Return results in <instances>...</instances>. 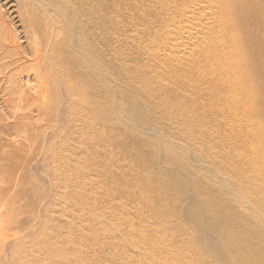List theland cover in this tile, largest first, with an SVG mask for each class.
Here are the masks:
<instances>
[{"label": "rangeland", "instance_id": "obj_1", "mask_svg": "<svg viewBox=\"0 0 264 264\" xmlns=\"http://www.w3.org/2000/svg\"><path fill=\"white\" fill-rule=\"evenodd\" d=\"M240 1L247 11L240 7L235 13L246 24L232 36L246 51L242 59L248 66L246 71L253 69L250 90L257 93L254 105L259 111L252 115L248 135L252 129L264 136V2ZM91 3L92 43L107 50L100 58L105 65L110 62L103 66L108 107L101 113L102 117L112 115L108 121L112 127L108 123L106 127L113 128L119 122L121 129L130 133L140 124L135 132L151 137L152 143L149 147L134 143L128 136L131 133L123 132L118 144L112 145L111 138L104 136V124L86 116L82 103L73 107L61 90L42 100L44 93L22 88L18 78L12 80L15 87L1 88L0 264H24L23 251L33 247L31 239H26L40 229L41 215L46 225L43 264L48 263L46 239L54 241L52 235L58 241L57 264H201L203 257L207 258L204 264H242L233 260L234 248L226 246L231 241L227 228L240 224L231 222L224 228L228 218L222 212L213 215L211 209L206 210L211 197L223 199L222 195L210 193V188L198 189L196 180L186 177L192 170L205 176L208 173L214 179L212 185L233 198L255 200V192L240 183L239 176L234 178L232 171H226V164L220 167L217 162L228 160L220 150L228 144L227 116L230 113L232 121V105L226 110L222 103L210 104L211 95L218 90L209 73L205 72V83L197 79V69L149 61L141 50L160 56V39L155 34L167 12L162 6L170 8L165 25L176 16L171 0ZM209 26L205 22L198 25V39L207 31L209 38ZM118 54L124 68L114 60ZM93 57L96 66L99 62ZM215 68L221 71L224 66L218 63ZM186 75L191 81L182 83ZM154 78V91H147V81ZM22 82L26 83L25 78ZM229 95L236 101L242 97L238 112L243 115L250 99L236 91ZM32 99H37V104ZM150 103L157 108H151ZM234 116L238 117L234 122L239 123L241 115ZM125 143L131 151L122 149ZM167 182L174 185L167 187ZM37 195L41 199L37 200ZM224 205L234 213L231 204ZM247 205L245 209L254 210L257 221L264 225V208L254 202ZM34 217L35 226L26 227ZM214 218L221 230L219 243L214 240L215 231L209 229ZM16 240L26 241L12 257L11 243Z\"/></svg>", "mask_w": 264, "mask_h": 264}, {"label": "bare ground", "instance_id": "obj_2", "mask_svg": "<svg viewBox=\"0 0 264 264\" xmlns=\"http://www.w3.org/2000/svg\"><path fill=\"white\" fill-rule=\"evenodd\" d=\"M171 2L175 8L176 16L165 25V19L170 15V8L162 6V8H166L167 12L164 14L161 30L155 34V37L160 39L157 47L160 56H150L149 50L142 47L141 50L148 54L149 61L159 60L163 65L181 63L186 70L197 69V79L203 80L205 83H208L205 80L207 79L205 72L216 79L210 81L214 83V89L218 90L217 94L211 95L210 104L222 103L226 110H229V105H232L234 112L231 117L232 121L230 113L227 116L229 120L226 127L228 144L220 150V153L228 160L227 162H217L220 167L222 164H226V171H232L234 178L235 175L239 176L242 180L240 183H244L253 190L256 198L254 201L246 198L239 201V197L238 200L237 197L233 198V195L227 194L221 187H214L212 185L214 179L209 177L208 173L205 176L192 170L186 174V177L189 180L191 178L196 180L198 189L204 190L206 187L213 189L210 193L222 195L223 199L217 196L211 197L208 204L210 208L206 207V210L210 211L211 209L213 215L222 212L223 216L229 220L224 228H227L231 222L240 224L239 227L232 224L227 228L231 241L227 242L226 246L234 248L233 260L242 264H264V225L259 220L257 221L254 210L245 209L247 203L252 202L264 208V136L257 129L259 133H254L251 129L248 135V127L252 126L251 122L254 121L252 115H257L259 111L255 109L254 105L257 93L250 90L253 88V69L246 71L248 66L245 60H242L246 51L242 47V43L237 42L238 39L232 36L235 30H241V27L246 24V21L241 20L235 13L241 7L242 1L171 0ZM202 2L205 3L201 4ZM91 5V0H0V90L8 85H14L12 80L17 78L21 79L19 86L22 88L28 86L33 92L40 93V95L44 93L42 100L48 99L53 94H58L61 90L69 97L73 107L80 102L84 106L85 111H83L86 116L97 119L100 125L104 124V127L107 126V123L111 125L108 121L112 120L109 119L112 118V115L109 118L105 115L102 117L101 113L104 109L106 110L108 102L104 101L107 94L104 84L107 81L104 80L103 69L105 63L100 57L104 56L107 50H100L101 48L98 49L94 45L95 43H92L90 29L93 14ZM242 11H247L245 6ZM201 22L210 25L208 27L209 38L208 31L202 39H198L196 36L195 31ZM176 25L177 30L174 31ZM203 44H207V46L203 48ZM199 46L202 47L199 48ZM91 55L95 56L96 61L99 62L98 64L95 62L96 66L92 64L94 61H92ZM116 56V59L114 58L116 64L124 68L123 59L119 54ZM95 57L93 58L95 59ZM98 59L103 64H100ZM109 63L105 66H109ZM218 63H222L224 66L221 71L215 68ZM24 78L25 84L22 82ZM220 79L222 80L220 81ZM190 81V76L186 75V78L181 82L189 83ZM130 82L133 80L130 79ZM156 82L155 78L147 81L146 90L151 88L154 91ZM177 82L174 83V86L177 85ZM9 86L5 91L11 88ZM220 87H223L224 90ZM232 91L250 99V102L244 105L243 115L238 112V106L242 105L243 99L242 97L238 101H236L237 98L231 99L229 94ZM111 96H113L112 93ZM165 99L168 100V98ZM32 102L37 104L38 100L32 99ZM134 105L136 106V104ZM149 105L153 109L157 108L156 104L150 103ZM96 114L99 116L97 117ZM235 114L241 115L239 123L234 122V119H238L234 116ZM114 120L118 121L116 118ZM126 123L123 125L126 126ZM139 126L140 124H138ZM138 127L135 126L134 130L131 129V135L128 136L134 140H132L134 143L149 147L152 143L151 137L135 132ZM122 129L118 122L113 128L106 127L104 136H109L110 143L117 145L123 132L127 133L126 131H128ZM144 130L149 131V128L145 127ZM127 144L129 143L121 145L125 152L127 149L131 151ZM182 149L184 150V148ZM182 177L184 178V176ZM172 184L174 185V183L167 182L166 186L169 187ZM39 198L41 199V195H37V200ZM223 200L225 204L233 206L234 213L232 209L226 208ZM247 206L249 207V205ZM249 208L251 209V206ZM41 218L40 229L33 237L26 239H31L33 247L31 245L23 251L24 264H43L45 261L42 259V252L44 251L43 231H45L46 225H44L45 221L43 222V215ZM35 221L34 217L32 223L25 226H35ZM217 222L218 219L214 218L209 229L215 231L217 240L211 238L219 243L221 230L217 227ZM247 232L249 233L243 236ZM51 238L54 241H51L50 238L46 239V256L48 258L46 264H57L58 241L54 235ZM26 240H16L11 243L10 255L12 257L16 256L18 247H21ZM258 247L261 249H257ZM206 259L203 257L201 264H204Z\"/></svg>", "mask_w": 264, "mask_h": 264}]
</instances>
